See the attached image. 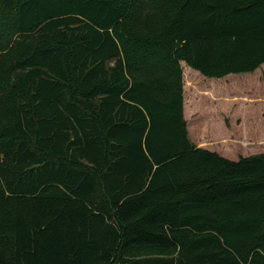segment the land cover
I'll return each mask as SVG.
<instances>
[{"label": "trees", "instance_id": "16d2710c", "mask_svg": "<svg viewBox=\"0 0 264 264\" xmlns=\"http://www.w3.org/2000/svg\"><path fill=\"white\" fill-rule=\"evenodd\" d=\"M182 63L261 68L264 0H0V264H264V153L191 141Z\"/></svg>", "mask_w": 264, "mask_h": 264}, {"label": "rangeland", "instance_id": "374dc122", "mask_svg": "<svg viewBox=\"0 0 264 264\" xmlns=\"http://www.w3.org/2000/svg\"><path fill=\"white\" fill-rule=\"evenodd\" d=\"M182 66L191 141L232 160L264 153V65L223 79Z\"/></svg>", "mask_w": 264, "mask_h": 264}, {"label": "crops", "instance_id": "0c3cea01", "mask_svg": "<svg viewBox=\"0 0 264 264\" xmlns=\"http://www.w3.org/2000/svg\"><path fill=\"white\" fill-rule=\"evenodd\" d=\"M195 72V71H194ZM190 73H192L193 74V71L192 70H190ZM197 74V73H196ZM187 108L185 107V110H186ZM202 119V118H201Z\"/></svg>", "mask_w": 264, "mask_h": 264}]
</instances>
